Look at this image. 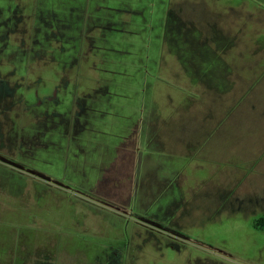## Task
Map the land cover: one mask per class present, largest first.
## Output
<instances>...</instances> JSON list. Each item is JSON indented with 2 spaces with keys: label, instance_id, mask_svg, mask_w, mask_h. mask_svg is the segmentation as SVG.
Listing matches in <instances>:
<instances>
[{
  "label": "rangeland",
  "instance_id": "1",
  "mask_svg": "<svg viewBox=\"0 0 264 264\" xmlns=\"http://www.w3.org/2000/svg\"><path fill=\"white\" fill-rule=\"evenodd\" d=\"M0 73V264H264V0H0Z\"/></svg>",
  "mask_w": 264,
  "mask_h": 264
},
{
  "label": "flooded vegetation",
  "instance_id": "2",
  "mask_svg": "<svg viewBox=\"0 0 264 264\" xmlns=\"http://www.w3.org/2000/svg\"><path fill=\"white\" fill-rule=\"evenodd\" d=\"M54 99V95L45 98L48 102H53ZM42 104V99L37 100V103L26 104L22 94L14 92L12 85L9 86L6 78L0 73V136L2 135L3 138L4 136L6 138V140H0V146L2 149L6 148V143H8V146L10 147L14 144L15 148L18 150L15 151L16 155V152H20L18 145H21L22 142L25 144H33L35 140L33 132L38 125L39 120V113H37L38 108L36 107H39ZM27 109H29L30 118L22 120L21 118H23V114H25ZM14 126H16L17 129L13 130ZM29 128L31 132L28 131ZM118 263L117 258H110L108 264Z\"/></svg>",
  "mask_w": 264,
  "mask_h": 264
},
{
  "label": "trees",
  "instance_id": "3",
  "mask_svg": "<svg viewBox=\"0 0 264 264\" xmlns=\"http://www.w3.org/2000/svg\"><path fill=\"white\" fill-rule=\"evenodd\" d=\"M255 225L257 227L264 229V216H260V217L256 218L255 219Z\"/></svg>",
  "mask_w": 264,
  "mask_h": 264
}]
</instances>
